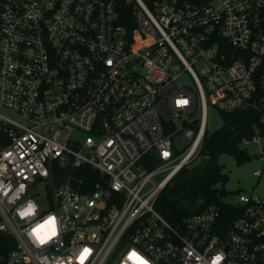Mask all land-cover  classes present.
<instances>
[{
    "label": "built area",
    "instance_id": "2783aa9c",
    "mask_svg": "<svg viewBox=\"0 0 264 264\" xmlns=\"http://www.w3.org/2000/svg\"><path fill=\"white\" fill-rule=\"evenodd\" d=\"M209 104L264 141V0H0V264H264V198L159 207Z\"/></svg>",
    "mask_w": 264,
    "mask_h": 264
},
{
    "label": "trees",
    "instance_id": "16d2710c",
    "mask_svg": "<svg viewBox=\"0 0 264 264\" xmlns=\"http://www.w3.org/2000/svg\"><path fill=\"white\" fill-rule=\"evenodd\" d=\"M152 6L155 0H144ZM125 22V19H124ZM223 123L215 130L207 129L203 138L199 156L206 159L201 163L194 160L182 166L173 176L159 197V207L172 215H181L198 211L214 203L220 210L221 216L228 223L238 212V207L224 198L231 191L225 184L229 173L220 162L223 153L232 155L237 163L249 160L248 148L241 145L243 138L254 134L259 126V112L254 108H245L232 112H221ZM221 183L222 186H218ZM198 193L204 195L205 204L195 210L185 206L195 202ZM172 200L174 205L170 204Z\"/></svg>",
    "mask_w": 264,
    "mask_h": 264
},
{
    "label": "rangeland",
    "instance_id": "374dc122",
    "mask_svg": "<svg viewBox=\"0 0 264 264\" xmlns=\"http://www.w3.org/2000/svg\"><path fill=\"white\" fill-rule=\"evenodd\" d=\"M184 82L194 86L193 80L190 76L184 75L181 78ZM1 112L3 114L17 118L18 115L13 110L1 107ZM223 123V118L218 110V108L212 104L208 105V129L215 130L221 127ZM74 131V130H73ZM77 136H84L85 132L76 131L73 132ZM188 142V139L182 137L179 139L178 144L183 146ZM244 147L248 148V152L250 154V159L237 163L235 158L227 153H223L220 156V162L224 164L225 170L229 173V180L225 184L226 188L231 191L230 195L226 196L224 199L226 201H230L232 203H238L239 194H254L258 197L264 198V159L262 158L260 151L264 148V141L262 142H250L248 144H244ZM206 158L204 156H197L194 158V163H202ZM256 169H260L261 173H255ZM166 172L160 174L162 177ZM218 186H222L221 183ZM171 205H174L172 200H169ZM205 204L204 195L202 193H198V196L195 199V202L188 204L185 206L189 210H195L197 207L203 206Z\"/></svg>",
    "mask_w": 264,
    "mask_h": 264
},
{
    "label": "snow or ice",
    "instance_id": "6c2138e0",
    "mask_svg": "<svg viewBox=\"0 0 264 264\" xmlns=\"http://www.w3.org/2000/svg\"><path fill=\"white\" fill-rule=\"evenodd\" d=\"M51 223H53V224H54V221H53V222H51ZM87 251H88V250L86 249V250H85V255L87 254ZM133 257H134V258H136V259L139 261V264H144V262H143V261H141L139 257H136V254H135V253H133Z\"/></svg>",
    "mask_w": 264,
    "mask_h": 264
},
{
    "label": "water",
    "instance_id": "95a60500",
    "mask_svg": "<svg viewBox=\"0 0 264 264\" xmlns=\"http://www.w3.org/2000/svg\"><path fill=\"white\" fill-rule=\"evenodd\" d=\"M66 179H67L66 177H63V178H62L63 181H66ZM70 182H71V184L74 185L75 187L78 186V182H77L76 180H73V179H72V180H70Z\"/></svg>",
    "mask_w": 264,
    "mask_h": 264
}]
</instances>
